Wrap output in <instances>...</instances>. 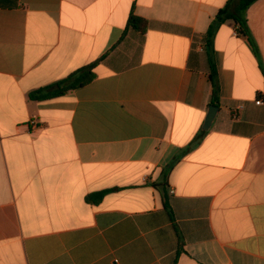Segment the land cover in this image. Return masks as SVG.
I'll list each match as a JSON object with an SVG mask.
<instances>
[{"label": "crops", "instance_id": "crops-1", "mask_svg": "<svg viewBox=\"0 0 264 264\" xmlns=\"http://www.w3.org/2000/svg\"><path fill=\"white\" fill-rule=\"evenodd\" d=\"M239 1L0 0V264H264V0L204 129Z\"/></svg>", "mask_w": 264, "mask_h": 264}, {"label": "trees", "instance_id": "trees-1", "mask_svg": "<svg viewBox=\"0 0 264 264\" xmlns=\"http://www.w3.org/2000/svg\"><path fill=\"white\" fill-rule=\"evenodd\" d=\"M256 0H240L236 13H231L229 7L222 9L215 20L212 22L210 29L207 33V55L209 63V81L212 84L213 95L211 106L218 108L220 101V88L218 83L217 69L214 61L213 48H212V38L214 36L215 30L222 25L225 21L231 19L237 26L238 31L242 32L244 35H249V29L247 26L246 19L243 17V13L248 9L252 3ZM127 28H133L134 30L143 33L146 30L145 20L135 16L133 13L130 14L128 19ZM100 60L78 70L77 72L71 74L69 77L58 81L57 83L41 88L34 93L30 94L29 99L34 101H45L57 97H62L77 88L83 87L90 83L94 77V69L97 67ZM107 191L99 192L88 197V200L94 202H100Z\"/></svg>", "mask_w": 264, "mask_h": 264}, {"label": "water", "instance_id": "water-1", "mask_svg": "<svg viewBox=\"0 0 264 264\" xmlns=\"http://www.w3.org/2000/svg\"><path fill=\"white\" fill-rule=\"evenodd\" d=\"M217 111H218V108H217V107H215V106H210V108H209V113H208V117H207V119H206V125H205V127H204L205 130L208 129V128L210 127V124H211L212 120L214 119V117H215Z\"/></svg>", "mask_w": 264, "mask_h": 264}, {"label": "built area", "instance_id": "built-area-1", "mask_svg": "<svg viewBox=\"0 0 264 264\" xmlns=\"http://www.w3.org/2000/svg\"><path fill=\"white\" fill-rule=\"evenodd\" d=\"M257 103H258V104H261V101H258Z\"/></svg>", "mask_w": 264, "mask_h": 264}]
</instances>
